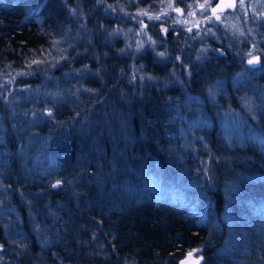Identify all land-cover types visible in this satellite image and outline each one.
<instances>
[{
    "label": "trees",
    "instance_id": "trees-1",
    "mask_svg": "<svg viewBox=\"0 0 264 264\" xmlns=\"http://www.w3.org/2000/svg\"><path fill=\"white\" fill-rule=\"evenodd\" d=\"M118 6L119 0H0V203L16 210L26 236L14 240L13 217L0 211V264H177L193 249L201 264H264V89L231 87L245 64L237 66L236 42L204 35L209 23L192 38L197 29L174 25L172 12L154 23L137 16L165 42L166 57L145 50L131 62L132 54L112 52L102 39ZM74 14L85 27L64 50L60 40L74 33ZM201 41L213 56L201 58ZM214 80L226 82L217 98L209 93ZM57 84L84 88L79 97H55L44 117L46 95ZM248 95L251 111L242 99ZM165 100L173 102L163 109ZM227 103L246 113L233 138L215 112ZM170 107L189 115L173 118ZM178 123L195 125L206 145L193 146L190 133L187 143L176 142ZM57 137L49 167L63 166L70 185L53 188L37 183L40 166L22 148L50 152Z\"/></svg>",
    "mask_w": 264,
    "mask_h": 264
},
{
    "label": "rangeland",
    "instance_id": "rangeland-1",
    "mask_svg": "<svg viewBox=\"0 0 264 264\" xmlns=\"http://www.w3.org/2000/svg\"><path fill=\"white\" fill-rule=\"evenodd\" d=\"M145 1H147V4L146 2L142 3L141 0H119L118 12L113 16V20L110 21V24H112L113 26L111 27V29H108L106 33H104V38L102 39V42L105 43L108 48H112L111 49L112 52L120 53V54L126 53L127 55L130 53L132 54V59H131V62H132L135 60L134 58L135 56L139 57V55H134V54L136 53L137 42L142 41L144 42V47L141 50L142 55L140 54L141 55L140 58L144 57L143 55L145 54V50H148V52H150L151 55L155 57H157L156 53H159V52L166 53L165 42H160L159 40L155 39V36L150 31H148L146 28H144V31L141 32V28L145 24H142L140 21H136L135 16H132V14L133 15L137 14L138 16H142V17L143 15L146 14L147 18L149 19L150 16L155 17V15L156 16H159V15L162 16L166 14L168 15L172 12L173 14L172 16L174 18L173 19L174 25L177 23L182 24L184 26L185 31H187V28H192V29L195 28L194 25L196 23H199L200 26L202 27H204L205 24L209 23V29H211V33H209V35L213 36L216 41L222 42L223 40L222 35H226V40L233 39L236 42L237 46L235 47L236 49L235 61L237 63V66H239L240 64L241 65H243L244 63L245 64L243 67L240 66L239 67L240 69H238L236 75L233 76V79L230 82L231 87L238 88L239 85L246 87L245 85L248 84L250 85L249 87L254 86V87L260 88V91H262L261 89H264V80H260V81L257 80L262 75H264V52H263V47L261 45L262 41L264 40V34H261L262 32L261 29L264 24V0H243V6H241L240 0H235L234 6L224 8L223 12H220V11L217 12V15H220L221 17V20L219 21H217L215 19V16H213L211 13V7H215L216 0H210V7L203 10L204 15H208L212 17L211 20H205L204 15L201 14V9L197 7V5L199 4H204L205 0H182V2L181 0H152L153 2H151L150 0H145ZM169 4H171L172 7H169ZM189 5H192L193 7H188ZM175 8H180L183 11L181 13H178L174 10ZM189 12H195V15L189 16L188 15ZM121 13H124L125 15L128 13L127 17L121 16ZM172 16L170 17L171 19H172ZM70 17H71V20H70L69 25L71 29L74 31V33L66 34L64 37L61 38L60 41L63 44L64 50H67L68 48H74L72 47L73 43H75V40H77V38L82 36L81 33L83 32L82 30L85 27L84 20L80 18L78 15H75L73 17L70 16ZM128 17L131 19V21L130 19H128ZM142 17H138L137 20H139ZM120 19L122 21H119ZM154 20L155 19H152L153 23H154ZM185 21H187V23H184ZM214 27L219 28L221 32L218 33L214 29ZM78 29H80L81 31ZM116 29H119V32H117L115 35H110V33H113V31ZM202 31L204 35H207L204 29ZM241 33H243V35H241ZM198 39L201 40L202 38H197V40ZM152 42H155V43L153 44ZM200 44L201 46L199 48V52L201 53V56H202L201 58H208L214 55L210 53L211 49L213 48L207 46L206 44H203V41H201ZM254 44H255V50H253ZM120 49H125L126 51L119 52ZM201 49H205V51L201 52L200 51ZM250 51L252 52V55L260 57V65H258L255 68H251V69H250V66L246 65L247 60L250 58V56L248 55ZM157 58H161V57H157ZM141 65H143V68L145 67L143 62H140V63L138 62L139 68L141 67ZM83 70L86 71L87 73L89 68L85 66L83 67L82 71ZM140 71L142 72V70ZM146 74H148V71L143 72L142 75L140 74V76L143 77ZM182 74H188V69L186 70L184 68ZM249 76H250V79H249ZM141 77L138 82L143 81ZM225 83H226L225 81L214 80L211 83L212 84L211 89H210L212 90L211 97L217 98V95L220 94L222 90L224 89ZM242 84H245V85H242ZM83 88H84L83 86H78L76 87V89H71V88L64 87V85L57 84L56 88L46 95L50 103L48 105L43 106L41 110L42 115L44 117H47L49 116L47 115L49 111L51 113L53 112V104L55 102V97H58V98L62 97L61 99L63 100L70 99L72 98L73 95H75V97H79V94ZM248 92L249 90L247 89L245 94H248ZM240 95L241 96L244 95V92L241 93ZM250 97L251 95L247 96V98L249 99ZM167 102H170L172 104L173 100L172 101L165 100V106H163V109L166 108ZM256 104L257 102H255V105H254L255 107H256ZM227 105L224 106L225 109L221 108L220 110H216L215 112L220 117V124L223 130H225V133H226L225 136L229 138H233L232 135L235 132L236 125H238V123L240 122L238 120L239 118L238 116H240L241 114L239 110L235 111V109L232 108L230 104L227 103ZM185 106H188L187 102ZM216 106H218L217 103H216ZM172 108L170 107L169 112L171 113L172 111L174 113L172 116L173 118H175L176 115L177 116L189 115L188 112L186 111H180V113L182 114H178L179 111L177 107H174L173 109ZM197 111L198 112H196L193 115L195 119L196 118L199 119L201 117V111L199 109ZM245 114L246 113H243L241 116H246ZM86 115L87 114H82L83 117H86ZM244 118L245 117L241 118L242 122ZM245 119L244 121H246ZM175 130H176L175 136L177 138L175 140L176 142L181 141L180 142L181 144H185V142L187 143L188 139L186 137V134L190 133V139L194 143L193 146L196 143L199 144L200 142L204 146L206 145L204 143V140L199 135L200 134L198 132L199 129H197L195 125H191V126L188 125L186 127L178 123L176 125ZM179 134L181 135V137ZM183 134H185V137L182 136ZM58 139H61V137H57L52 140L51 142L52 147H50L49 149L50 152L46 151L43 153L40 149L37 150V153L32 152V151L28 152L29 151L27 150L28 145H26L25 148H22V150H24L26 153L25 158H29L32 164L36 162V164L38 163L40 166L39 173L41 175H39V178L37 179L38 184H40L41 182L42 183L44 182L45 184H48L49 187H52V185L55 184L56 181L59 180L62 182L59 187H61L65 183L67 185H70V182L68 183L66 181L65 182L63 181L64 179L62 176H65L64 174L68 175V171L63 166L60 165L58 168L49 167L51 164L50 160L52 159V155L50 153H53V155L57 154V152H55L56 149L54 147L58 146V143L60 142ZM176 142H174L173 144L174 148L182 146L180 144L177 146ZM124 152L121 153V158L130 161L129 158L132 155H128V154L122 155ZM61 154L62 153L60 152L59 155ZM47 166L49 167V170L47 169ZM1 170L2 168L0 167V174L2 172ZM118 171L121 172V170H118ZM125 176L127 175L125 174ZM139 181L140 182L138 183L141 184V189L146 188L145 186L146 184L144 183V181L143 180H139ZM36 190L37 191L35 193L29 191L28 195H34V194H37L38 192H41L40 187H38ZM0 196L1 197L3 196V191H2L1 186H0ZM0 205H1L0 211L5 212L7 213V215L13 217V221H14L13 227H12L13 233L11 237L14 240H24L26 238L25 232H24V229L20 227L21 222L19 220L20 218L18 217V214L16 213V210L9 207V205L5 204V202L4 203L1 202ZM13 236L16 238H14ZM15 242L16 241H14V243Z\"/></svg>",
    "mask_w": 264,
    "mask_h": 264
},
{
    "label": "snow or ice",
    "instance_id": "snow-or-ice-1",
    "mask_svg": "<svg viewBox=\"0 0 264 264\" xmlns=\"http://www.w3.org/2000/svg\"><path fill=\"white\" fill-rule=\"evenodd\" d=\"M100 2H101V0H97V3L98 4ZM181 2H182V0H181ZM234 3H235V0H220V3H217L215 5V7H211V13H212L213 16H215V19L217 21H219V20H221V17H220V15H217V12L218 11L223 12V7L222 6L226 5L228 7H232V6H234ZM240 3H241V6H243V0H240ZM169 7H172V5L169 4ZM188 7H193V6L192 5H189ZM197 7H199L201 9V14L204 15V11L203 10L206 9V8H208V7H210V0H205V3L204 4H199V5H197ZM174 10L176 12H178V13H181L183 11L180 8H175ZM72 11H73V13H75V10H72ZM188 15L189 16H194L195 15V12H189ZM160 18H161L160 16H155V17H151L150 16L149 17V19H157V20L160 19ZM204 19L205 20H211L212 17L211 16H208V15H204ZM177 22H179V21H177ZM184 23H187V21H185ZM145 27L146 26H143L141 28V32L144 31V28ZM194 27L197 29V31H196V33L194 34V36L192 38H196V36H199L200 35V24L199 23H196L194 25ZM161 31L166 34L169 31V29L167 27H162L161 28ZM187 31L189 33H192L193 29L192 28H187ZM117 32H119V29L114 30L113 33H110V35H115ZM205 32L206 33H211V29H206ZM241 35H243V33H241ZM152 43L154 44L155 42H152ZM129 47H130V45H129ZM143 47H144V42H142V41L137 42L136 53L134 55H139L140 52H141V50L143 49ZM253 50H255V44L253 45ZM120 51L121 52H125L126 50L125 49H120ZM200 51L201 52H204L205 49H201ZM216 51H221V50L216 49ZM248 55L250 56V58L247 60V65L250 66V69L251 68H255L258 65H260V57L259 56L252 55V52L251 51L248 53ZM156 56L157 57L164 58V57H166V53L165 52H159V53H156ZM176 61H179L181 63V66L184 67L187 70V66L186 65H183L182 59H181V57L179 55L176 57ZM32 63H37V61H32ZM141 68H143V65H141ZM28 74H30V73L21 72V73H18L17 75H28ZM173 75H175V73H173ZM147 78L149 80L154 79V77H151V76H149ZM133 79H135V76H133ZM141 79L143 80L144 77H141ZM84 91H91V90L90 89H84ZM210 95H212V90H210ZM242 99L244 100L245 105L251 111L252 110L251 101L248 98H242ZM47 115L51 116L52 113L49 111L47 113ZM253 118H255V117L253 116ZM205 175H208V170L207 169H205ZM61 183L62 182L58 180V181H56L55 184L52 185V187L53 188L59 187L61 185ZM196 251H199V250L198 249H193V252H196ZM188 256L191 257L192 256V252H189L188 253ZM200 259H202V257ZM180 264H185V261H183V260L180 261ZM197 264H198V262H197Z\"/></svg>",
    "mask_w": 264,
    "mask_h": 264
},
{
    "label": "water",
    "instance_id": "water-1",
    "mask_svg": "<svg viewBox=\"0 0 264 264\" xmlns=\"http://www.w3.org/2000/svg\"><path fill=\"white\" fill-rule=\"evenodd\" d=\"M217 3H220V0H216V4ZM215 4V5H216ZM223 8H226V7H228V6H226V5H224V6H222ZM246 64H247V62H246ZM249 66V65H248ZM189 252H192V256L191 257H189L188 256V253ZM202 256H200V255H196L192 250L191 251H188L179 261H178V263L177 264H180V261H185V264H197V262H198V264H201L202 262H203V258L202 259H200Z\"/></svg>",
    "mask_w": 264,
    "mask_h": 264
},
{
    "label": "flooded vegetation",
    "instance_id": "flooded-vegetation-1",
    "mask_svg": "<svg viewBox=\"0 0 264 264\" xmlns=\"http://www.w3.org/2000/svg\"><path fill=\"white\" fill-rule=\"evenodd\" d=\"M223 9H224V8H223ZM127 12H128V11H127ZM123 14H124V13H123ZM127 14H128V13H127ZM135 16H136L135 19H136V21H137V16H138V15L135 14ZM123 17H127V15L124 14ZM124 21H125V20H124ZM125 22H126V21H125ZM142 24H144V22H142ZM218 49L221 50V51H218V52H219L220 54H223V50H222L221 48H218ZM221 52H222V53H221Z\"/></svg>",
    "mask_w": 264,
    "mask_h": 264
},
{
    "label": "bare ground",
    "instance_id": "bare-ground-1",
    "mask_svg": "<svg viewBox=\"0 0 264 264\" xmlns=\"http://www.w3.org/2000/svg\"><path fill=\"white\" fill-rule=\"evenodd\" d=\"M222 53V52H221Z\"/></svg>",
    "mask_w": 264,
    "mask_h": 264
}]
</instances>
